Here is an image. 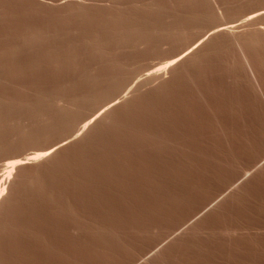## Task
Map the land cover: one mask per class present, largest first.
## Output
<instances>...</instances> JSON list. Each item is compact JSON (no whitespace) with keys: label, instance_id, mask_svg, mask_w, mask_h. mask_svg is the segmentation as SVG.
Segmentation results:
<instances>
[{"label":"rangeland","instance_id":"rangeland-1","mask_svg":"<svg viewBox=\"0 0 264 264\" xmlns=\"http://www.w3.org/2000/svg\"><path fill=\"white\" fill-rule=\"evenodd\" d=\"M202 1L0 0V122L8 118L0 126V177L12 156L26 158L65 143L53 158L18 169L6 185L13 207L6 210L9 224L0 227V253L7 264H264V41L246 45L248 57H242L238 37L232 44V35L229 41L227 35L214 36L212 49L199 48L189 65L152 81L141 96L129 92L217 24L239 21L264 6V0ZM166 12L191 22L176 38L162 41L145 28L164 23ZM247 28L235 34L245 35ZM145 33L152 34L149 46L138 47L135 40L149 37ZM56 96H89L90 102L74 101L81 102L68 109L66 123L32 135L38 127L29 130L31 120L42 110L37 106L47 111V102L54 109ZM114 98L111 116L95 124L101 132L94 125L85 134V119ZM23 103L37 105V113L22 109L28 107ZM71 122L78 125L72 133ZM27 129L33 137L23 133ZM14 134L21 139L16 137L18 148L10 144Z\"/></svg>","mask_w":264,"mask_h":264},{"label":"bare ground","instance_id":"bare-ground-1","mask_svg":"<svg viewBox=\"0 0 264 264\" xmlns=\"http://www.w3.org/2000/svg\"><path fill=\"white\" fill-rule=\"evenodd\" d=\"M204 1V0H203ZM202 1V3H204ZM232 0H230V2H231ZM234 1V0H233ZM238 1V0H237ZM201 2V1H200ZM206 2V1H205ZM244 2V1H243ZM255 2V1H254ZM207 3V2H206ZM228 3V2H227ZM237 3V2H236ZM250 3V2H249ZM258 3V2H257ZM159 4V3H158ZM223 4V3H222ZM229 4V3H228ZM227 4V5H228ZM155 5V4H154ZM207 5V4H206ZM149 6V5H148ZM231 6V5H230ZM233 6V5H232ZM150 7H151V5H150ZM149 7V8H150ZM158 7H162V6H158ZM169 7V6H168ZM207 7V6H206ZM144 8H145V6H144ZM163 8V7H162ZM166 8V7H165ZM219 8V7H218ZM147 9V8H146ZM181 9V8H180ZM144 11H145V9H143ZM161 10V9H160ZM208 10V9H207ZM229 10V9H228ZM232 10V9H231ZM251 12V13H250ZM249 13L250 14H248V15H246L245 17H243L242 19L240 18V20L239 21H233V22H230V23H221V25H219V24H217V26L216 27H213V28H211L209 31H207V33L203 36H201L200 38H198V40H196V44H194V45H192V46H187L188 48H186V49H184V50H181V52H179L178 51V53H176V54H174V55H172L170 58H169V60L164 64V65H162V66H160V67H157L156 69H154V70H152V71H148L149 73L148 74H146L145 76H146V79H144L143 81H138V82H136V85H133L134 86V88L133 87H131V86H129V87H131V90H129V92L132 94V93H134V95H138V94H140V96H141V89L143 88V87H145L146 85L148 86V84H150L152 81H154V80H156L157 78H159V79H161L163 76L162 75H164V74H166V73H168V71H174L175 69H177V68H179L180 66H185L184 64L186 63V62H188V61H190V60H192V59H194V60H196V57L199 55V53L201 52L200 51V49L199 48H201L202 46L203 47H206V46H208L211 42L210 41H212V38H215L216 36L218 37V35H222L223 36V34L224 35H227V38H228V36H230V38H231V35H232V39L231 40H234V38L236 37H238L237 39V42L239 41L240 42V46H239V48L241 47V52H240V54H244L242 57H244V56H247L248 55V50H247V47H246V45H258V44H260V43H262V41H264V27H263V25H264V21H262V20H264V6L261 8H259L258 10H256V11H250ZM205 13V12H204ZM207 13V12H206ZM212 13V12H211ZM229 13V12H228ZM166 14H167V12H166ZM168 14H171V13H169L168 12ZM168 14H167V18H166V20H165V22L164 23H159L158 25L157 24H154L153 25V22L152 23H150V24H152V25H150L149 23H148V21H147V23L149 24V25H147V28H145V29H148V30H146V32H148V33H152V34H154L153 36H155V35H157L158 36V38L157 39H160V40H162V41H167V38H170V36H171V38H173V37H175L178 33H180V31L182 32V30H184V28H186L185 27V25H187V26H189V24H190V22H191V19H183L181 16H179V15H176L175 17H172V16H174V14L175 13H172V15H169L168 16ZM153 15V14H152ZM181 15V14H180ZM184 15V14H183ZM213 15H214V13H213ZM164 16V15H163ZM189 16V15H188ZM192 16H194V14L192 15ZM142 17V16H141ZM213 17V16H212ZM215 17V16H214ZM151 18V17H150ZM156 18V17H155ZM211 18V17H210ZM216 18V17H215ZM213 19V18H212ZM117 20V19H116ZM115 20V21H116ZM153 20V19H152ZM151 20V21H152ZM211 20V19H210ZM238 20V19H237ZM156 21V20H155ZM232 21V20H231ZM261 21H262V23L263 24H261ZM119 22H123V19H122V21H119ZM158 22V21H157ZM143 23H146V21L145 22H143ZM123 24V23H122ZM125 24V23H124ZM126 25V24H125ZM127 25H128V23H127ZM142 25V24H141ZM144 25V24H143ZM142 25V26H143ZM260 25V27L259 28H256V26H259ZM262 25V26H261ZM120 26L121 25H119V28H120ZM215 26V25H214ZM111 27L113 28V26L111 25ZM111 27H107V28H109V29H112ZM126 27V29H127V26H125ZM141 27V26H140ZM201 27V26H200ZM242 27H244V28H247V27H249V29L247 28L246 29V31L247 30H249V31H247L246 32V34L244 35L243 33L241 34L240 33V35H241V38H239V36L240 35H236V34H239V33H236V30L238 29H240V28H242ZM144 28V27H143ZM199 28V27H198ZM114 29V28H113ZM124 29V28H123ZM236 29V30H235ZM128 30H130V29H128ZM127 30V31H128ZM187 30V29H186ZM197 30V29H196ZM202 30V29H201ZM233 30H234V32H233ZM113 31V30H112ZM188 31V30H187ZM120 32H122V31H120ZM119 32V33H120ZM124 32V31H123ZM132 32V31H131ZM134 32V31H133ZM189 32V31H188ZM187 32V33H188ZM244 32V31H243ZM108 33V32H107ZM110 33V32H109ZM109 33H108V35H109ZM129 33V32H128ZM148 33H145V34H148ZM183 33H186V32H183ZM186 33V34H187ZM231 33H233V34H235L236 36H233V34H231ZM245 33V32H244ZM103 34V33H102ZM102 34H99V35H102ZM116 34V33H115ZM115 34H112V35H115ZM121 34V33H120ZM125 34V33H124ZM152 34L151 35H149V37L148 36H146V35H144L143 34V36H141L140 35V37H138V39L139 40H135V43H138L137 44V46L140 44H144L145 42H147L148 41V38H150V36L152 37ZM230 34V35H229ZM118 35V34H117ZM121 35H123V34H121ZM120 35V37L121 38H123L122 36ZM181 35H183L182 33H181ZM178 36V37H182V36ZM208 35H209V37H208ZM244 35V36H243ZM103 36H104V34H103ZM128 36V35H127ZM134 37H135V34L133 35ZM159 36H161V38H159ZM169 36V37H168ZM206 36L208 37V38H206ZM215 36V37H214ZM102 37V36H101ZM115 37H116V35H115ZM125 37V36H124ZM129 37V36H128ZM156 37V36H155ZM226 37V36H225ZM176 38V37H175ZM184 38V37H183ZM206 38V39H205ZM230 38H228V41L230 40ZM235 38V39H236ZM90 39V38H89ZM93 39H95V38H93ZM125 39H126V37H125ZM129 39V38H128ZM150 39H152V38H150ZM154 39V38H153ZM156 39V40H157ZM178 39V38H177ZM175 40V41H178V40ZM92 40V39H91ZM115 40V39H114ZM120 41L122 40V39H119ZM118 40V41H119ZM124 40V39H123ZM127 40V39H126ZM173 40V41H174ZM182 40V39H181ZM215 40V39H214ZM213 40V41H214ZM226 39L224 38V40L222 39V41H225ZM93 41V40H92ZM99 41H101V40H99ZM111 41V40H110ZM109 41V42H110ZM119 41V42H120ZM172 41V43H174ZM212 41V42H213ZM36 42V41H35ZM87 42V41H86ZM95 42V41H94ZM103 42H105V41H103ZM112 42V41H111ZM110 42V43H111ZM169 42V41H168ZM233 42H235V40L234 41H231V43L233 44ZM236 42V43H237ZM108 43V42H107ZM120 43H125V41H121ZM128 43H129V41H128ZM157 43H158V41H157ZM224 43V42H223ZM230 43V42H229ZM32 44V43H31ZM40 44V43H39ZM39 44H38V46H39ZM95 44V43H94ZM93 44V45H94ZM105 44V43H104ZM133 44V43H132ZM161 44H163V42L161 43ZM167 44V43H166ZM175 44V43H174ZM193 44V43H192ZM198 44V45H197ZM92 45V44H91ZM92 45V46H93ZM101 45V44H100ZM99 45V46H100ZM106 45V47H107V45H109V44H105ZM112 45V44H111ZM116 45H119V43H117ZM115 45V46H116ZM134 45H136V44H134ZM139 45V46H140ZM148 45V42L146 43V46ZM158 45V44H157ZM176 45V44H175ZM223 45H225V43L223 44ZM222 45V46H223ZM25 46H27L28 47V45H25ZM95 46H96V44H95ZM114 46V47H115ZM124 46V45H123ZM123 46H122V48H123ZM132 46V45H131ZM138 46V47H139ZM142 46V45H141ZM145 46V45H144ZM146 46H145V48H146ZM149 46V45H148ZM196 46V47H195ZM219 46V45H218ZM227 46V45H226ZM226 46H225V48H226ZM234 46V45H233ZM237 46V47H238ZM24 47V46H23ZM103 47V46H102ZM109 47V46H108ZM118 47H121V45H119ZM118 47H116V48H118ZM125 47V46H124ZM209 47V46H208ZM34 48H36V47H34ZM40 48V47H39ZM94 48V47H93ZM96 48V47H95ZM150 48V50H151V46L149 47ZM177 48V47H176ZM233 48V47H232ZM235 48V47H234ZM259 48V47H258ZM263 48V47H262ZM16 49V48H15ZM25 49V48H24ZM108 49V51H109V48H107ZM129 49H132L131 47L129 48ZM141 49V48H140ZM153 49V48H152ZM179 49V48H178ZM205 49V48H204ZM209 49H212V48H210L209 47ZM208 49V50H209ZM224 49V48H223ZM255 49V47L254 48H252V50H254ZM27 50H29V49H27ZM95 50V49H94ZM100 50V49H99ZM111 50H113V49H111ZM121 49H119V51H120ZM132 50H134V49H132ZM220 50H221V48H220ZM252 50H249V51H252ZM258 50V49H257ZM33 51H35V50H33ZM102 51V50H101ZM114 51V50H113ZM117 51V50H116ZM119 51H117V54H118V52ZM122 51H124V50H121V52ZM154 51H156V50H154ZM153 51V52H154ZM21 52H22V48H21ZM24 52V51H23ZM26 52V51H25ZM29 52V51H28ZM89 52V51H88ZM96 52V51H95ZM99 52V51H98ZM126 52H127V50H126ZM129 52H131V51H129ZM207 52H209V51H207ZM247 52V53H246ZM257 52V51H256ZM260 52H261V50H260ZM8 53H9V51H8ZM31 53V52H30ZM155 53V52H154ZM206 53V52H205ZM258 53V52H257ZM124 54V53H123ZM122 54V55H123ZM246 54V55H245ZM256 54V53H255ZM264 54V53H263ZM7 55V54H6ZM9 55V54H8ZM7 55V56H8ZM10 55H12V54H10ZM19 55V54H18ZM104 55V54H103ZM135 55V54H134ZM164 55V54H163ZM205 55V54H204ZM207 55V54H206ZM250 55V54H249ZM253 55V54H252ZM109 56V55H108ZM128 56H129V54H128ZM161 56H162V54H161ZM201 56V55H200ZM257 56V55H256ZM12 57V56H11ZM14 57V56H13ZM114 58V57H117L116 55L115 56H111V58ZM134 57V56H133ZM164 57V56H163ZM248 57V56H247ZM262 57V56H261ZM5 58V57H4ZM15 58V57H14ZM119 58V57H118ZM166 58V57H165ZM258 58H259V56H258ZM10 59V58H9ZM20 59V58H19ZM97 59V58H96ZM95 59V61H97ZM122 59V58H121ZM120 59V60H121ZM124 59H125V57H124ZM259 59H262V58H259ZM258 59V60H259ZM117 60V59H116ZM167 60V59H166ZM199 59L197 58V61H198ZM201 60V59H200ZM247 60V58H245V61ZM257 60V59H256ZM35 61H38L37 59L35 60ZM247 61H249V60H247ZM247 61L245 62V64L247 63ZM12 62H13V60H12ZM112 62V61H111ZM120 62V61H119ZM125 62V61H124ZM5 63V62H4ZM19 63V62H18ZM35 64H36V62H34ZM97 63V62H96ZM120 63H122V62H120ZM261 63H262V61H261ZM13 64V63H12ZM111 64V63H110ZM115 64V63H114ZM113 64V65H114ZM248 64V63H247ZM263 64V63H262ZM5 65V64H4ZM127 65V64H126ZM188 65H189V62H188ZM188 65H186V66H188ZM119 67L120 68H122V65H119ZM119 67H118V69H119ZM263 67V66H262ZM100 68H102V67H100ZM110 68V66L108 67V69ZM115 68V67H114ZM124 68V67H123ZM188 68V67H187ZM3 69V68H2ZM5 69V68H4ZM116 69V68H115ZM186 69V68H185ZM194 69V68H193ZM87 70V69H86ZM117 70V69H116ZM182 70V69H181ZM192 70V69H191ZM1 71V70H0ZM93 71V70H92ZM119 71V70H118ZM184 71H186V70H184ZM192 71H194V70H192ZM188 72V71H187ZM191 72V71H190ZM0 73H2V72H0ZM92 73V72H91ZM98 73H100L99 71H98ZM108 73V72H107ZM114 73H116V72H114ZM119 73V72H118ZM117 73V74H118ZM121 73V72H120ZM127 73V72H126ZM173 73V72H172ZM179 73H181V72H179ZM192 73V72H191ZM190 73V74H191ZM90 74V73H89ZM93 74H95V73H93ZM92 74V75H93ZM97 74V73H96ZM101 74V73H100ZM105 74V73H104ZM85 76V75H84ZM100 76V75H99ZM119 76V75H118ZM162 76V77H161ZM87 77V76H86ZM91 77V76H90ZM90 77H88V78H90ZM96 77V76H95ZM101 77H102V75H101ZM105 77V76H104ZM120 77V76H119ZM122 77H126V76H122ZM161 77V78H160ZM189 77V76H188ZM6 78V77H5ZM103 78V77H102ZM116 78V77H115ZM82 79H84L83 77H82ZM91 79V81H92V83L94 82V80L96 79H94V78H90ZM93 79V80H92ZM117 79V78H116ZM119 79H122V78H119ZM6 80V79H5ZM69 80V79H68ZM100 80V79H99ZM104 80V79H103ZM108 80V79H107ZM128 80H130V79H128ZM138 80V79H137ZM140 80V79H139ZM142 80V79H141ZM4 81V80H3ZM7 81V80H6ZM87 81H90L89 79H87ZM96 81H97V79H96ZM117 81V80H116ZM159 81V80H158ZM161 81V80H160ZM75 82V81H74ZM74 82H68V84L69 83H71V85L74 83ZM76 82H78V81H76ZM82 82V81H81ZM106 82V81H105ZM118 82V81H117ZM123 82V81H122ZM130 82V81H129ZM155 82V81H154ZM154 82H152V83H154ZM80 83V82H79ZM86 83V82H85ZM88 83V82H87ZM96 83L97 82H95L94 84L96 85ZM99 83V82H98ZM113 83H115V82H113ZM165 83V82H164ZM64 84V83H63ZM76 84V83H75ZM75 84H74V86H75ZM84 84V83H83ZM94 84H93V86H94ZM123 83H121L120 85H122ZM124 84H125V86H126V83L124 82ZM124 84H123V86H124ZM129 84V83H128ZM65 85H66V83H65ZM65 85H62V86H65ZM79 85V84H78ZM89 85H91L90 84V82H89ZM100 85H101V83H100ZM99 85V86H100ZM130 85H132L131 83H130ZM98 86V85H97ZM110 86V85H109ZM122 86V87H123ZM147 86H146V88H147ZM152 86H153V84H152ZM165 86V85H164ZM164 86H162V87H164ZM72 87V86H71ZM79 87H80V85H79ZM95 87V86H94ZM93 87V88H94ZM112 87H113V85H112ZM122 87H120L121 89H119V91L121 90H123V88ZM150 87H151V84H150ZM160 87V86H159ZM166 87V86H165ZM66 88V87H65ZM93 88L91 89V90H93ZM110 89H111V87H109ZM117 88V87H116ZM161 88V87H160ZM159 88V89H160ZM76 89V88H75ZM97 89V88H96ZM96 89H94V90H96ZM100 89H102V87L100 88ZM99 89V90H100ZM107 89V88H106ZM118 89V88H117ZM130 89V88H129ZM144 89V88H143ZM142 89V90H143ZM148 89H149V87H148ZM147 89V90H148ZM153 89V88H152ZM156 89H158V88H156ZM158 89V90H159ZM49 90V89H48ZM58 90H60V88H58ZM71 90L73 91V88H71ZM90 90V89H89ZM90 90V91H91ZM93 90V91H94ZM108 90V89H107ZM146 90V91H147ZM150 90V89H149ZM57 91V90H56ZM63 91V90H62ZM61 91V92H62ZM69 91V88H67V92ZM89 91V92H90ZM93 91H92V93H93ZM103 91V90H102ZM119 91H117L119 94H120V92ZM59 92V91H58ZM76 92V91H75ZM75 92H73V93H75ZM95 92V91H94ZM99 92H101V91H99ZM103 92H105V91H103ZM102 92V93H103ZM114 92H115V90H114ZM114 92H113V94H114ZM117 92H115V94H117ZM152 92H154V91H152ZM156 92V91H155ZM54 93V92H53ZM72 93V94H73ZM91 93V92H90ZM59 94V93H58ZM67 94H69V92L67 93ZM94 94V93H93ZM96 94H100V93H95V95ZM143 94V93H142ZM157 94V93H156ZM155 94V95H156ZM65 95V94H64ZM74 95V94H73ZM88 95V94H87ZM90 95V94H89ZM148 95H151L150 93H148ZM148 95H144L145 96V98L148 96ZM39 96V95H38ZM37 96V97H38ZM101 96V95H100ZM143 96V97H144ZM67 97V96H66ZM73 97V96H72ZM75 97V96H74ZM81 97V96H80ZM92 97H93V95H92ZM95 97V96H94ZM93 97V98H94ZM138 97V96H137ZM142 97V98H143ZM7 98V97H6ZM18 98H20V97H18ZM41 98V97H40ZM62 98V99H61ZM70 98V97H69ZM82 98L84 99L85 97L84 96H82ZM82 98H77L78 100H81ZM98 97H96V99H97ZM129 98V97H128ZM147 98H149V97H147ZM146 98V99H147ZM153 98V97H152ZM50 99V98H49ZM49 99H47V100H49ZM54 103L53 102H51L53 99H51V101H49V104H50V102H51V104L53 103V106L50 104V107L52 106V107H55L54 109L53 108H49V105H47L46 103H44V101L42 102V103H44L43 105H44V107H48L47 108V111L49 112L50 110L52 111H50V115L53 117V118H51V116L48 114V112L46 111V109L44 108H42L41 106H40V108H39V106H37V105H34L33 106V103H32V106H29V104L27 105V104H25V103H23L25 106L27 105L28 107H23L24 105L22 104V109H24V108H27V110L26 109H24V110H26V111H29L30 110V108L29 107H34V108H32V110H30V112L29 113H32L33 114V111H38V110H41V111H38V114H40V116H42V118H39L38 116V114L36 115L37 116V118L35 119L36 121H33L34 120V118H35V115H34V117H33V120H31V118L32 117H30L29 119L32 121V124H31V121H29L30 123L29 124H26V125H30V127H31V129H29L30 127H28V129L29 130H32V128L33 127H38L39 128V126L40 125H42V124H45V125H43V127H41L40 126V128H39V130H38V128H36L37 130H38V132H37V130H35L36 131V133H38V134H36V133H31L32 135H34V136H36V135H39V134H43V132H41V131H44V133L45 132H49V129H51V128H53L52 130H54V125H55V128L57 127V126H59L60 125V122L62 121L63 123L65 122V121H67V115H68V113H71V111L70 110H72L73 108L75 109V107L77 108V104H79L81 101H83V100H81V101H79V103H75V102H77L78 100H76V98L74 99L73 98V101H66V100H69V99H67V98H64L63 99V97H57L56 96V98L54 97ZM9 100V99H8ZM16 100V99H15ZM21 100V99H20ZM33 100V99H32ZM35 100V99H34ZM71 100V99H70ZM86 100H90L89 99V96H88V98L86 99ZM85 99H84V101H86ZM91 100H92V98H91ZM116 100L117 99H113V101H111V102H108V103H106V104H104V106L100 109V110H98L96 113H94L92 116H90L89 118H86L85 119V121H84V119H83V126H82V131L83 132H85V134L87 133V132H90V130L91 129H93V126L95 125V124H102V120L104 119V118H108L107 116H111V114H110V112L112 111L111 109H113L114 108V106L115 105H117V102H116ZM127 100V99H126ZM129 100H130V98H129ZM128 100V101H129ZM4 101V100H3ZM27 101V100H26ZM39 101V100H38ZM42 101V100H41ZM40 101V102H41ZM75 101V102H74ZM83 101V102H84ZM94 101V100H93ZM118 101V100H117ZM133 101H135V100H133ZM145 101V100H144ZM147 101H149V100H147ZM2 101H0V103H1ZM18 102V101H17ZM28 102V101H27ZM29 102H30V100H29ZM34 102V101H33ZM72 102V103H71ZM73 102H74V104H73ZM90 102V101H89ZM114 102H116V103H114ZM130 102V101H129ZM6 103V102H5ZM5 103H3V104H5ZM12 103V102H11ZM15 103V102H14ZM41 103V104H42ZM132 103V102H131ZM16 104V103H15ZM14 104V105H15ZM18 104V103H17ZM35 104H37L36 103V101H35ZM39 104V103H38ZM1 105V104H0ZM7 105H10V104H8V102H7ZM40 105V104H39ZM42 105V106H43ZM46 105V106H45ZM73 105V106H72ZM80 105V104H79ZM38 107V109H36L35 110V108H37ZM73 108H72V107ZM75 106V107H74ZM123 106H125V105H123ZM1 107V106H0ZM4 107V106H3ZM8 107H10V106H8ZM18 108H19V110L17 111L16 110V108L14 109V110H16L17 111V113H19L20 112V107H21V105H20V107L19 106H17ZM120 107V106H119ZM118 107V108H119ZM2 108V107H1ZM6 108H7V106H6ZM17 108V109H18ZM70 108H72V109H70ZM21 109V110H22ZM34 109V110H33ZM50 109V110H49ZM68 109H70L69 111H68ZM80 109V107L78 108V110ZM13 110V111H14ZM45 110V111H44ZM54 110V111H53ZM58 110V116H56V120L55 121H53L52 119H54L55 118V115H57L56 114V111ZM111 110V111H110ZM115 110V109H114ZM6 111H7V109H6ZM9 111H11L10 109H9ZM12 111V112H13ZM37 111H36V113H37ZM4 112V111H3ZM22 112H23V110H22ZM25 112V111H24ZM39 112H45V114H46V112H47V114L46 115H48V116H50V118H48V116L46 117V115L45 114H42V113H39ZM74 112V111H73ZM115 112V111H114ZM10 113V112H9ZM14 113V112H13ZM51 113H54L53 115L51 114ZM113 113V112H112ZM8 114V113H7ZM31 114V115H32ZM42 114V115H41ZM72 114V113H71ZM9 115V114H8ZM7 115V116H8ZM16 115V114H15ZM18 115V114H17ZM30 115V114H29ZM44 115H45V118H43L44 117ZM9 117H11V114H10V116ZM15 116H13V118H14ZM18 117V116H17ZM12 118V121L14 120ZM16 118V117H15ZM49 120V122H47L46 120L47 119ZM69 118V117H68ZM114 118V117H113ZM112 118V119H113ZM116 118V117H115ZM114 118V119H115ZM9 119H11V118H9ZM44 119H46L45 120V122H47V123H45V122H43V120ZM105 119V120H106ZM5 120V119H4ZM6 120H8V118L6 119ZM3 121V122H5V123H8L7 121ZM38 120L40 121L39 123H41V124H39V123H37L38 122ZM104 120V121H105ZM111 120V119H110ZM43 123H42V122ZM115 121V120H114ZM9 122H11V121H9ZM13 122H15V121H13ZM39 124L38 126H37V124ZM62 122H61V124H62ZM106 122H107V120H106ZM5 123H2V121L0 122V126L3 124V125H5ZM21 123V122H20ZM20 123H18V120H17V124H18V128H19V126H20ZM25 123H27V122H25ZM33 123L35 124V125H33ZM66 123V122H65ZM72 123V122H71ZM59 124V125H58ZM75 124V123H74ZM73 123H72V126L71 127H69V128H71L72 129V127H73V129H75V131H76V126L75 125H77V124H75L74 125ZM111 124V123H110ZM113 124H115V123H113L112 122V124H111V126L113 125ZM22 125V124H21ZM57 125V126H56ZM64 126H65V124H63ZM104 125V124H103ZM6 126V125H5ZM4 126V127H5ZM74 126H75V128H74ZM105 126V125H104ZM104 126H102V127H104ZM110 126V127H111ZM24 127V126H23ZM60 127V126H59ZM58 127V128H59ZM62 127V126H61ZM77 127H78V125H77ZM81 127V126H80ZM95 127H96V130H97V126L95 125ZM105 127H107V126H105ZM105 127H104V129H105ZM14 128V127H13ZM34 128V129H35ZM57 128V129H58ZM101 128V127H100ZM11 129V128H10ZM28 129H27V131H24L23 133H25V134H29L30 133V131H28ZM33 129V130H34ZM64 129V128H63ZM70 129V132L72 133V132H74V130L72 131ZM102 129V128H101ZM111 129V128H110ZM26 130V129H25ZM10 131H13V130H10ZM21 132H20V134L22 133V130H20ZM56 131V130H55ZM68 131V130H67ZM81 131V132H82ZM97 131H99V130H97ZM32 132V131H31ZM34 132V131H33ZM50 132H52V131H50ZM57 132V131H56ZM60 132V131H59ZM63 132V131H62ZM61 132V133H62ZM65 132H66V130H65ZM78 132H80V131H78ZM101 132V130L99 131V133ZM8 133V132H7ZM68 133V132H67ZM70 133V134H71ZM95 133H96V131H95ZM16 134H17V131H16ZM53 134H54V132H53ZM97 134V133H96ZM19 135V134H18ZM18 135H16L15 136V134H14V140L13 139H11V140H13V141H15L17 138L18 139H20L19 137H18ZM30 136V134H29V136H30V138L31 137H33V136ZM71 135H73V134H71ZM78 135V134H77ZM5 136V135H4ZM7 136H9V135H7ZM10 136H11V133H10ZM21 136V135H20ZM23 136H24V134H23ZM26 136V135H25ZM41 136V135H40ZM45 136V135H44ZM68 136V135H67ZM76 136V135H75ZM80 136V135H79ZM92 136V135H91ZM90 136V137H91ZM97 136V135H96ZM99 136V135H98ZM17 137V138H16ZM11 138V137H10ZM16 138V139H15ZM26 138V137H25ZM44 138V137H43ZM49 138V137H48ZM94 138V137H93ZM161 138V137H160ZM5 139V138H4ZM17 139V141L16 142H13V141H11V140H9V141H11L10 142V144H12V143H14V144H17L16 146H17V148L19 147V145H18V143H20L19 142V140ZM45 139V138H44ZM70 139H72L71 137H70ZM78 139V138H77ZM158 139V138H157ZM0 140H1V137H0ZM21 140V139H20ZM47 140V139H46ZM45 140V141H46ZM91 140H92V137H91ZM97 140V139H96ZM160 140V139H159ZM158 140V141H159ZM76 141H78V140H76ZM66 142V141H65ZM74 142V141H73ZM88 142V141H87ZM89 142H91V141H89ZM89 142L87 143V144H89ZM4 144H5V142H4ZM8 144V143H7ZM7 144H5V145H7ZM62 141L60 142V143H57L56 145H54V146H51V147H48V148H45V149H42V150H39V151H37V152H35L33 155H31V156H29V157H26V158H22L20 155H16V154H14V155H16V156H12L11 157V161L10 162H7V165L5 166V168H4V175H2L1 177H0V227L3 225H5V224H9L8 222H7V217H6V215L8 214L7 213V209H8V207L10 206V203H12L11 201H13V199H12V197H10V196H7L8 194H7V188H6V185L7 184H9L10 182H11V179H12V177H13V175H15L14 173L18 170V169H20V168H22V167H24V166H27V165H29V164H31V163H37V162H39V161H44V159L46 160V159H51V158H53L54 157V154L55 153H57L56 151H58V149H60L62 146H64L65 145V143L64 144H62ZM3 145V144H2ZM1 145V146H2ZM9 145V144H8ZM7 145V146H8ZM46 145V144H45ZM4 147V150H6L5 148H7V150H8V147ZM10 147H12V145L10 146L9 145V148ZM13 148V147H12ZM21 148H23V147H21ZM43 148V147H42ZM11 150V149H10ZM15 150H16V148H15ZM18 150V149H17ZM21 151H22V149H21ZM5 152V151H4ZM18 152H19V150H18ZM12 153V152H11ZM15 153V152H14ZM8 154V153H7ZM6 154V155H7ZM19 154H20V152H19ZM51 156H53V157H51ZM10 157V156H9ZM52 162V161H51ZM47 163V162H46ZM49 163V162H48ZM250 176V174H248L247 172H245V174H244V176L245 177H247V176ZM251 176H252V174H251ZM15 178V177H14ZM246 179V178H245ZM14 187V186H13ZM11 188V187H10ZM10 188H8V189H10ZM22 188V187H21ZM30 189V188H29ZM23 190V189H22ZM25 190V189H24ZM26 190H28V189H26ZM30 191V190H29ZM12 192V191H11ZM16 192V191H15ZM22 192V191H21ZM32 192V191H31ZM20 193V192H19ZM10 194H13V193H10ZM9 194V195H10ZM21 194V193H20ZM23 194V193H22ZM21 194V195H22ZM19 195V194H18ZM17 195V196H18ZM25 195V194H24ZM34 195V194H33ZM12 196V195H11ZM32 197V196H31ZM18 198V197H17ZM20 198V197H19ZM22 198H24V197H22ZM12 199V200H11ZM25 199V198H24ZM17 201V200H16ZM11 207H13V206H11ZM11 207H9V208H11ZM14 208H15V206H14ZM13 209V208H12ZM9 210V209H8ZM11 210V209H10ZM12 211V210H11ZM14 212V211H13ZM17 214V213H16ZM9 215H10V212H9ZM9 215H7V216H9ZM12 217V216H11ZM78 217V216H77ZM12 218H14V217H12ZM15 219V218H14ZM13 219V220H14ZM80 220V219H79ZM19 222V221H18ZM83 222H84V220H83ZM5 223V224H4ZM21 225V224H20ZM8 228V227H7ZM15 229H16V227H14ZM79 228V227H78ZM4 231H6V230H4ZM7 235H8V233L7 232H5ZM7 235H4V236H7ZM14 238V237H13ZM1 239H3V238H1ZM6 239V238H5ZM4 240V239H3ZM61 243H62V241H61ZM5 244V243H4ZM65 244V243H64ZM2 246V245H1ZM1 248V247H0ZM5 248V247H4ZM3 248V249H4ZM61 248V247H60ZM62 249V248H61ZM64 249V248H63ZM5 250V249H4ZM1 251H2V249H1ZM65 251V250H64ZM2 254H3V252H1ZM1 253H0V264H7L5 261H4V259L2 258V256H1ZM154 255V254H153ZM11 257H12V255H11ZM145 258V257H144ZM154 258V257H153ZM157 258V257H156ZM12 259V258H11ZM151 259V258H150ZM155 259V258H154ZM153 259V260H154ZM142 260V259H141ZM146 260V259H145ZM149 260V259H148ZM152 260V261H153ZM159 260V259H158ZM15 262V261H14ZM140 262H142V261H140ZM145 263L146 262H148V261H144ZM151 262V261H150ZM12 263V262H11Z\"/></svg>","mask_w":264,"mask_h":264}]
</instances>
